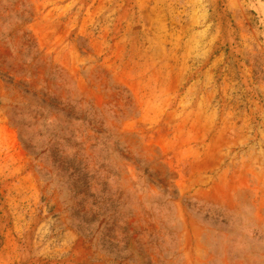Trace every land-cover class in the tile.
Here are the masks:
<instances>
[{"label":"rangeland","instance_id":"374dc122","mask_svg":"<svg viewBox=\"0 0 264 264\" xmlns=\"http://www.w3.org/2000/svg\"><path fill=\"white\" fill-rule=\"evenodd\" d=\"M0 264H264V0H0Z\"/></svg>","mask_w":264,"mask_h":264},{"label":"trees","instance_id":"16d2710c","mask_svg":"<svg viewBox=\"0 0 264 264\" xmlns=\"http://www.w3.org/2000/svg\"><path fill=\"white\" fill-rule=\"evenodd\" d=\"M70 109H72V111H74V109L67 105ZM76 121H79V118L75 117L74 118ZM83 120H87L86 118H84ZM89 121V120H88ZM95 121V120H94ZM92 127V130L94 132V134L96 136L94 137H86L87 139H90L92 141V143H90L89 148L90 149H96L98 146H104V150L101 151L100 154H98V156L94 157V151L92 152L91 155H83L84 161H89L90 158L94 157L97 160V164H99V168L103 169L104 172L106 173V177H105V181L109 178L108 174H111V161H112V156L116 155L117 156V152H116V146L117 143L114 141L113 138V134L112 133H108V131L104 130L103 126H101L100 128H95V126H93V124H90ZM80 129V127H79ZM125 153V152H124ZM123 156L120 153V157ZM122 160H124L125 162H128L130 158L128 157H121ZM132 163H136L135 165V171L138 172V175H145V171L146 170H141V165L137 162H132ZM84 168L86 169L87 167V162H85L84 164ZM114 176V174H113ZM152 184H154L160 191L163 192V194L165 196H169V198H172L173 194L172 192L169 191V187L168 185H165L164 187H162V185L157 184L156 182H152ZM101 202V201H100ZM98 209L100 206H97ZM171 233H173L172 229L169 231Z\"/></svg>","mask_w":264,"mask_h":264}]
</instances>
